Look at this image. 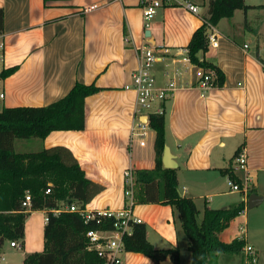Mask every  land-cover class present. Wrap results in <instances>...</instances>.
Instances as JSON below:
<instances>
[{"label": "crops", "instance_id": "crops-1", "mask_svg": "<svg viewBox=\"0 0 264 264\" xmlns=\"http://www.w3.org/2000/svg\"><path fill=\"white\" fill-rule=\"evenodd\" d=\"M186 2L198 5L200 12L190 11ZM0 7L4 9L0 36L5 43L0 71L18 66L0 81V110L48 105L64 97L77 81L103 88L86 98L84 130H57L28 142L38 148L68 147L87 175L103 186L87 210L124 207L125 170L132 168L136 177L137 170L155 167L156 131L142 119L150 111L137 112L133 88L139 50L144 45L155 47L160 49L153 68L158 86L175 83L163 107L166 143L178 163L182 194L192 197L200 212L245 200L246 209L220 238L225 242L245 238L256 250L257 264H264V56L259 46L254 50L245 25L235 20L243 10H236L232 18H223L211 29L218 33L219 45L209 46L202 58L223 70L225 82L204 89L196 65L189 59L188 44L204 23L207 0L165 4L148 29L140 0H0ZM246 27L250 28V23ZM139 122L146 124L140 128L136 126ZM242 152L247 155L248 171L234 168L235 158ZM228 167L234 168L241 186L247 189L240 191V201H233L237 192L228 185L229 174L222 171ZM135 186L134 192H141V184ZM250 189L251 194L263 196L255 207L248 206ZM134 212L147 225L148 239L156 247H179L182 264L187 255L182 257L181 252L188 251L189 241L174 208L137 203ZM46 217V209L29 212L27 238L20 246L25 247L24 258L43 242L32 243L30 222L43 234ZM121 256L123 264H159L139 252L124 251Z\"/></svg>", "mask_w": 264, "mask_h": 264}, {"label": "trees", "instance_id": "trees-1", "mask_svg": "<svg viewBox=\"0 0 264 264\" xmlns=\"http://www.w3.org/2000/svg\"><path fill=\"white\" fill-rule=\"evenodd\" d=\"M49 1L55 0H45L46 3ZM252 7L255 6L246 0H207L204 23L194 31L188 44V55L193 64L207 73H214V86L224 84L225 73L216 63L202 58L209 49L211 26L218 25L223 18H232L236 10L247 13ZM3 32L4 9L0 7V35ZM17 69L18 66L3 68L0 81ZM102 89L95 83L77 81L64 97L48 105L5 106L0 110V254L8 240L23 243L25 223L31 210L46 209L44 250L28 253L23 264H101L105 261L96 250L89 249L90 241L86 235L89 229L99 225L94 220L86 222L79 212L69 209L71 205L85 209L103 186L87 175L79 160L64 145L36 151L15 150L16 139H44L57 130H84L86 98ZM148 122L156 131L155 167L136 171L135 185L141 184V192H135L136 203H160L174 208L177 223L189 241L191 264H221L222 255L240 256L241 264H247L245 238L237 237L231 242L220 238L221 232L246 209V201L226 208L207 207L199 218L196 201L183 195L179 188L177 169L166 168L162 163L167 145L165 114H150ZM222 171L241 184L233 167ZM249 191L250 194L253 192ZM27 195L32 198L30 208L23 206ZM55 210L60 211L55 213ZM101 227L109 229L112 222L104 220ZM124 243L126 251L143 253L159 264L167 256L180 264L179 247H156L148 239L145 223L134 224L133 233L124 236Z\"/></svg>", "mask_w": 264, "mask_h": 264}, {"label": "built area", "instance_id": "built-area-1", "mask_svg": "<svg viewBox=\"0 0 264 264\" xmlns=\"http://www.w3.org/2000/svg\"><path fill=\"white\" fill-rule=\"evenodd\" d=\"M177 0H140L141 7L143 9L144 26L148 29L151 24V20L155 17L157 11L165 4L175 2ZM186 7L194 12L199 13V6L192 3L186 2ZM214 30V26H211ZM128 40V38H127ZM209 46L217 47L219 45L218 33L210 32ZM248 48V44L245 45ZM4 49L5 43L0 36V64L4 61ZM160 49L144 45L139 50V66L133 73V88L137 94L136 110L150 111V114H163L164 107L163 102L167 99L169 92L175 87V83L171 82L168 86H158L156 77L153 72L154 64L158 60V51ZM190 59V58H189ZM1 69V66H0ZM214 73H207L204 68L196 66V76L200 80V85L204 88H210L214 86L212 83ZM4 97V94H1ZM159 102L158 106L156 104ZM147 117V120H148ZM148 122V121H147ZM146 123L139 122L136 126L140 128ZM133 127V132H134ZM248 160L245 153H240L234 162V168L248 171ZM125 175V196L126 205L120 209H103V210H87L81 209L77 205H71L70 210L79 212L85 221L94 220L99 225L97 228L89 229L87 231V237L89 238L90 244L89 249H94L102 256L105 261L101 264H123L121 253L126 251L124 236L126 234L131 235L133 233V225L136 223H143V219L135 214L134 206L135 200V173L132 168H128L124 172ZM246 180H249V176L246 175ZM228 185L233 191H244L247 190L241 186L240 183L228 178ZM247 183L244 184L246 186ZM50 192V189L47 190ZM32 198L30 195L26 196L23 201V206L30 208ZM60 210H55L58 213ZM48 220V216L46 217ZM112 222V227L105 229L101 227L102 222ZM11 246L20 247L21 244L16 241L10 242ZM244 253L247 264H255L258 261L257 253L253 245L246 244L244 247ZM4 259V256H0V261Z\"/></svg>", "mask_w": 264, "mask_h": 264}, {"label": "rangeland", "instance_id": "rangeland-1", "mask_svg": "<svg viewBox=\"0 0 264 264\" xmlns=\"http://www.w3.org/2000/svg\"><path fill=\"white\" fill-rule=\"evenodd\" d=\"M205 3V2H204ZM246 3L255 5V7H252L248 10L247 13L244 11H239L238 15L236 16V22L238 23H243L245 25V33L247 38L251 40V43L253 45L254 50H258V46L261 50L262 55L264 56V0H246ZM223 21V25H225ZM247 23H250L251 27L247 28L246 25ZM35 138H30V139H18L17 142L15 143V150L18 152H24V151H36L40 150L42 148L36 147V143H28L30 140H34ZM26 142V144L22 143ZM39 142V141H38ZM237 193L233 194V201H240L241 200V192L240 191H235ZM137 204V203H136ZM140 204V203H138ZM204 210H201L199 218L202 217ZM236 227V226H234ZM234 227H231L234 229ZM238 230V227H236ZM245 228V226H244ZM241 233L242 230L240 229ZM244 231V230H243ZM30 238L33 237L32 243L37 244V242L43 241L41 248H37L34 251L27 252V253H32V252H40L44 250L45 247V239H44V230L43 234H39L37 231V228L35 226V222L31 221L30 222V227L28 231ZM41 233V232H40ZM27 238V232L25 231V237L24 240ZM20 244L22 243L21 240H16ZM10 240L6 244H4L2 248V252L0 256H4L6 258L5 261H2L0 264H23L24 262V254L23 251L25 249L21 247L13 248L10 246ZM24 244V243H23ZM186 256V260H182V264H191L190 259H191V252L189 251H182L181 256L184 257ZM230 257L229 259H227ZM185 259V258H184ZM184 261V262H183ZM221 264H241V257L240 256H227V255H222L220 258ZM257 264V263H255Z\"/></svg>", "mask_w": 264, "mask_h": 264}, {"label": "water", "instance_id": "water-1", "mask_svg": "<svg viewBox=\"0 0 264 264\" xmlns=\"http://www.w3.org/2000/svg\"><path fill=\"white\" fill-rule=\"evenodd\" d=\"M147 34H150V31H147ZM142 119L147 121V116H143ZM163 166L166 168H176L178 163L175 160V156L172 154L168 145L165 146L163 156H162ZM263 200V196L252 193L248 198V206L255 207ZM160 264H175L170 256H167L164 260L160 262Z\"/></svg>", "mask_w": 264, "mask_h": 264}]
</instances>
